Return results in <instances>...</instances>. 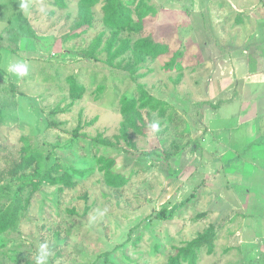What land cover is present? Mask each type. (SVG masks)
<instances>
[{"label":"rangeland","instance_id":"1","mask_svg":"<svg viewBox=\"0 0 264 264\" xmlns=\"http://www.w3.org/2000/svg\"><path fill=\"white\" fill-rule=\"evenodd\" d=\"M26 2L0 0V264H264V161L233 120L206 135L264 61V0Z\"/></svg>","mask_w":264,"mask_h":264},{"label":"crops","instance_id":"2","mask_svg":"<svg viewBox=\"0 0 264 264\" xmlns=\"http://www.w3.org/2000/svg\"><path fill=\"white\" fill-rule=\"evenodd\" d=\"M251 61L253 62V59L247 58V60L244 61L245 63H239V61L235 63V67L237 66L238 81H240L238 83L241 85V91H239L237 99H229L224 102L222 101L220 105L215 108L216 111L214 117L212 118L213 121L209 122V127L207 129L208 131H210V133L206 134H215L214 142L219 143L224 139V132L231 127V125L224 122L225 120H233V124L234 122H236L237 124L242 125L245 139L243 147H247L245 145H249V147L255 148L254 151L248 155L249 166L255 164L256 161H264V142L262 141L264 139V129L262 130V126L260 124L261 118H264V88H262L263 90L258 89L256 92H254L253 90L251 92V88L249 87L250 85L254 84H264V61L263 58L262 62L260 63L256 61L255 63H257V68L252 70L249 68L251 67ZM240 64L244 65L242 69H239ZM240 70L242 72H240ZM257 98L258 100H256ZM238 102L240 103L239 108L236 107ZM231 104H234L235 108L224 112L222 111L224 107ZM250 108L251 110L249 111ZM258 119L260 122L258 121ZM233 145L236 149L242 147L238 146L235 142L233 143ZM215 147H217L216 144ZM238 155L241 154L238 153ZM220 156L223 157V155H219V157ZM244 171L245 172H242L245 176L247 172L245 169ZM234 173L232 172L228 174L229 176H232V179L234 181L241 179L247 180L243 175H239L241 172L237 171L238 175L237 173H235L234 175ZM261 202L264 203V201Z\"/></svg>","mask_w":264,"mask_h":264},{"label":"trees","instance_id":"3","mask_svg":"<svg viewBox=\"0 0 264 264\" xmlns=\"http://www.w3.org/2000/svg\"><path fill=\"white\" fill-rule=\"evenodd\" d=\"M111 17H112V19L113 20H117V21H123L122 20V18H123V16H122V14L119 12V6L118 7H115V9H112V14H111ZM12 36L14 37V40H15V42L16 41H18L17 40V38H18V34L16 33V32H14L13 34H12ZM148 43V42H147ZM148 52L150 53V54H156V53H158V47H157V45L156 44H152V45H150L149 46V50H148ZM15 88H16V86H15V84H5V82H3V80H1L0 79V108H3V106L2 105H4V100L1 98V93L2 92H6V91H9V92H12V93H14L15 91ZM222 101H218L216 104H211L212 105V107L213 108H216V107H218L219 105H220V103H221ZM2 106V107H1ZM5 107V106H4ZM25 159H27V160H23V162H21V163H16V164H14L8 171H7V173L9 174V175H11V176H15L16 175V173H17V169L19 168V167H25V166H27V165H29V164H31V161L33 160V157H28V158H25ZM50 175H49V172H46L45 174H44V178L45 179H48V180H51V178L49 177ZM41 179H42V177H41ZM70 178L67 176V175H63V182H65L66 184H68V181H70L69 180ZM111 182H113V181H111ZM71 183V182H70ZM72 184V183H71ZM14 210H15V206L12 208V212L10 213V215H8L6 218H0V233L1 232H3L4 230H6L11 224H13L14 223V221H15V219H16V216H15V212H14ZM204 235H206V234H204ZM199 237H201V236H198L197 238H195L194 240H193V242H191V243H195L198 239H199Z\"/></svg>","mask_w":264,"mask_h":264},{"label":"clouds","instance_id":"4","mask_svg":"<svg viewBox=\"0 0 264 264\" xmlns=\"http://www.w3.org/2000/svg\"><path fill=\"white\" fill-rule=\"evenodd\" d=\"M20 7L22 9H27L28 4L26 0H21ZM6 71L17 77H24L28 74V65L22 60L10 61L6 65ZM153 131L159 130L158 124L151 125ZM52 249L48 242H43L39 245L38 252L35 255V264H48L49 257L51 255Z\"/></svg>","mask_w":264,"mask_h":264}]
</instances>
